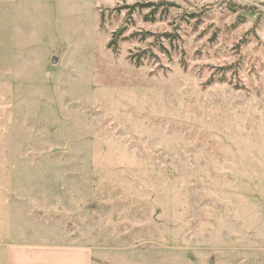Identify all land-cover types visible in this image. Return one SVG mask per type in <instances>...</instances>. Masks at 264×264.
Returning a JSON list of instances; mask_svg holds the SVG:
<instances>
[{
	"label": "rangeland",
	"instance_id": "1",
	"mask_svg": "<svg viewBox=\"0 0 264 264\" xmlns=\"http://www.w3.org/2000/svg\"><path fill=\"white\" fill-rule=\"evenodd\" d=\"M17 241L264 264V0H0V264Z\"/></svg>",
	"mask_w": 264,
	"mask_h": 264
},
{
	"label": "crops",
	"instance_id": "2",
	"mask_svg": "<svg viewBox=\"0 0 264 264\" xmlns=\"http://www.w3.org/2000/svg\"><path fill=\"white\" fill-rule=\"evenodd\" d=\"M5 264H92L93 246L45 242H10L3 246Z\"/></svg>",
	"mask_w": 264,
	"mask_h": 264
},
{
	"label": "trees",
	"instance_id": "3",
	"mask_svg": "<svg viewBox=\"0 0 264 264\" xmlns=\"http://www.w3.org/2000/svg\"><path fill=\"white\" fill-rule=\"evenodd\" d=\"M137 6H139V7H153L152 8V10H151V12H150V15H153V14H155V11L157 10V9H159V7L160 6H163L165 9H167L168 8V4H165V3H163V2H159V3H147V4H142V5H138V4H136V5H134V6H132V8H134V7H137ZM152 19V18H151ZM122 34V28H120L119 30H117V31H115V32H113L112 33V37H111V40L108 42V44H107V47L108 48H111L113 45H116V43H117V39H118V37L120 36ZM112 51H113V53H115V48H112ZM138 58V59H137ZM137 58H136V60L134 61L135 62V64L137 65H139V57L137 56Z\"/></svg>",
	"mask_w": 264,
	"mask_h": 264
},
{
	"label": "water",
	"instance_id": "4",
	"mask_svg": "<svg viewBox=\"0 0 264 264\" xmlns=\"http://www.w3.org/2000/svg\"><path fill=\"white\" fill-rule=\"evenodd\" d=\"M56 61V57L51 58V63H54Z\"/></svg>",
	"mask_w": 264,
	"mask_h": 264
}]
</instances>
